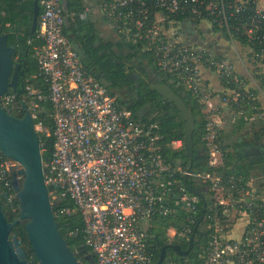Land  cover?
I'll list each match as a JSON object with an SVG mask.
<instances>
[{"label": "built area", "instance_id": "obj_1", "mask_svg": "<svg viewBox=\"0 0 264 264\" xmlns=\"http://www.w3.org/2000/svg\"><path fill=\"white\" fill-rule=\"evenodd\" d=\"M97 2L120 40L150 55L171 82L210 109L205 135L209 165L223 167L227 151L220 116L203 72H214L220 79L223 91L218 99L223 109L233 112V123L243 116H258L261 110L255 89L264 95V0ZM39 5L37 38L43 45L35 49L34 56L47 92L29 87L19 101L16 93L9 91L0 97V103L11 114H24L21 102H25L39 136H50L46 119L53 121L54 145L49 150L51 157L44 162L45 182L56 188L50 192L52 204L59 198L74 204L54 215L80 214L83 227L70 235L82 234L94 264H151L155 248L150 243V229L154 222L186 215L183 229L177 232L171 228V232L178 242L189 240L198 222L201 198L176 179L188 172L166 158L158 126L136 122L132 111L119 106L117 97L86 71L65 34L63 0H39ZM89 11L86 8L81 18ZM180 19L206 22L212 32L229 42L236 60L255 74V89L238 74L235 60L216 55L213 48L187 43L175 27ZM43 103L52 106L46 115ZM45 144L41 143L42 149ZM168 147L182 149L184 142L174 141ZM20 168L0 152V193L8 194L4 202L10 205L18 201L13 172ZM190 176L206 184L213 194L211 218L217 222L216 234L205 264H264V197L236 174ZM18 179L22 183L24 177ZM241 217L247 218V223L239 236H228L229 223Z\"/></svg>", "mask_w": 264, "mask_h": 264}, {"label": "trees", "instance_id": "obj_2", "mask_svg": "<svg viewBox=\"0 0 264 264\" xmlns=\"http://www.w3.org/2000/svg\"><path fill=\"white\" fill-rule=\"evenodd\" d=\"M66 1L67 9H64L66 15L65 34L79 52L86 71L100 81L112 96L117 97L119 106L126 107L132 111L136 122L158 126L159 142L165 145L164 154L169 161L181 164L185 170H188L190 166L191 161L186 154L185 147L178 150L168 147L174 141L182 140L184 142V123L180 112L174 104L163 101L157 91L150 89L147 81L151 83H166L171 86L183 98L189 110L195 116L193 174L208 172L220 173L222 175L236 174L242 176L245 183L250 181V172L257 162L251 161V158L246 155L245 150L236 154V163L232 164L234 156L229 151L230 148L224 145L227 151L224 166L214 168L209 165V154L205 141L207 117L203 113V107L192 97L188 90L171 82L170 78L165 76L154 64L152 57L141 52L135 46H131L123 40H119L115 44L103 43L90 19L88 17L82 19L80 16L85 11L82 0ZM34 2L35 0H0V34H7L9 36V45L16 50L14 61L21 64V69L24 72V75L21 76L23 84L22 86L19 85L18 90L15 92L19 101L22 100L29 87L42 90L45 93L47 92L46 84L40 76L39 65L34 56L35 49L43 45V42L37 38V31L35 33L31 32ZM43 107L45 115L52 110L50 103H43ZM251 116L240 117L234 123L236 130L242 129L248 121L253 120ZM46 125L50 136L41 135L40 141L41 143H48L52 149L54 145V138L52 136L54 123L51 118L47 117ZM261 135H264V130ZM261 135L257 137V140L260 139ZM261 147L264 148L263 146ZM51 155L52 151L44 152L46 159H49ZM245 160L250 161L246 164L239 163L245 162ZM258 162L261 163L263 161L260 160ZM176 179L184 186L185 175H177ZM188 183L205 193L207 199L206 216L199 226L194 239L193 249L190 253L180 256L169 247L163 264H205L211 239L216 234L217 222L215 218H211V214L213 215L212 206L214 205L213 194L205 190L206 184L196 182L194 177L190 176ZM18 207V201L15 205H10L7 202L3 203V211L8 221L13 222L18 218ZM64 207H74V204L68 198H59L53 201V211L55 213ZM216 208L219 207H215L214 209ZM202 210L203 204L201 202L199 217ZM217 218H220L221 221L224 220L221 215ZM56 220L63 237L79 256V259L85 264H91L86 256L92 255V253L85 246L82 234L75 237L70 235L72 231L82 229L83 227L80 214L75 213L71 216H61L57 217ZM185 224L186 215L184 214L161 218L154 222L153 228L150 229V243L155 248L151 264H157L164 246L179 244L183 250L189 248L190 239L178 242L176 238H172L173 240H171V237L168 235L169 229L173 228L177 232H180ZM13 234L18 236L21 244L27 250L31 264H39L28 242L25 224L19 223L13 230ZM84 250V254L81 255Z\"/></svg>", "mask_w": 264, "mask_h": 264}, {"label": "water", "instance_id": "obj_3", "mask_svg": "<svg viewBox=\"0 0 264 264\" xmlns=\"http://www.w3.org/2000/svg\"><path fill=\"white\" fill-rule=\"evenodd\" d=\"M40 13L39 0H35L32 33L37 31ZM15 52V48L9 45V36L0 34V97L10 90L16 92L21 84L20 78L24 72L21 64L14 61ZM147 83L151 90L158 92L163 101L174 104L181 114L185 129L184 147L191 161L187 170L188 174L185 176L184 187L188 192L199 196L203 204V210L189 240V248L183 250L179 244L164 246L157 262V264H163L169 247L180 256L188 255L193 249L196 233L206 216L207 199L204 192L188 183L189 175L193 171L195 152L194 114L183 98L168 84L149 81ZM21 104L24 115L16 117L0 103V152L21 166L18 171L13 172V187L19 201V216L13 222L7 220L3 211V202L8 199V194L0 193V264H31L27 250L18 236L13 234V230L19 223L25 224L28 242L39 264H85L69 246L60 231L50 198V192H54L56 188L48 186L45 182L44 162L47 159L41 148L40 136L35 131V121L26 103L22 101ZM245 153L250 158L264 156V150L261 147H250ZM19 176L24 177L22 183L18 179ZM84 252L85 250L81 255ZM86 258L91 264L95 263L92 255H87Z\"/></svg>", "mask_w": 264, "mask_h": 264}, {"label": "rangeland", "instance_id": "obj_4", "mask_svg": "<svg viewBox=\"0 0 264 264\" xmlns=\"http://www.w3.org/2000/svg\"><path fill=\"white\" fill-rule=\"evenodd\" d=\"M190 30L191 29L188 30V33H190ZM199 33L200 34H198V36L202 37L201 36L202 32H199ZM212 33L213 34H210V37L209 36L205 38L202 37L203 40L200 38V40L196 39V40L191 41V43H197L205 47L213 48L214 52L216 54H219L217 49L221 50L223 48H226V44H225V41L217 40V36L214 35L217 32H212ZM214 44H217V45H214ZM219 45L221 47H218ZM232 48L227 47V49H229L230 52L226 54L227 55L226 57L235 60L237 64V69L242 68V71L244 72L243 79L250 83L248 85L249 88L255 89L254 83H253V81H257L255 74L252 72V70H250V68L246 64H244L243 62L239 60H236V57L231 53ZM255 91L257 92L256 97L258 99V103L260 104V107L258 109H260L261 111L260 113H258V116H256L255 119L248 121L242 129L236 130V127L232 120L233 112L230 110L223 109L221 107V103L218 98L215 100L214 110H216L218 112V115L220 116V129L222 133V142L225 146H228L230 148V150L229 149L228 150L234 156V160L231 162L232 164L236 163L235 162L237 160L236 154H239L241 151H243L246 145L256 144V145H261L264 147V135H261L264 130V95L259 90L255 89ZM209 110L210 109H208V107H205L203 108V113L206 116H208ZM258 133L261 136H260V139L257 140V137L259 136L257 135ZM42 150L43 152L49 151L50 145L45 144ZM260 160L263 162L259 163L258 161ZM248 161L250 160H245V162H239V163L246 164ZM251 161H254L257 163L254 165L253 170L250 172V182H251L250 186L256 191L264 192V159H261L260 157H254V158H251ZM200 184H203V183H200ZM206 187H205V190H208ZM168 235L171 237V240H173L172 239L174 238L172 237L173 233L168 232Z\"/></svg>", "mask_w": 264, "mask_h": 264}, {"label": "crops", "instance_id": "obj_5", "mask_svg": "<svg viewBox=\"0 0 264 264\" xmlns=\"http://www.w3.org/2000/svg\"><path fill=\"white\" fill-rule=\"evenodd\" d=\"M82 3L84 5V8H89L90 11L87 15V17L90 19V22L94 25V28L96 29V32L100 38V40L107 44V43H111V44H115L120 40V37L118 35V33L116 32V30L105 20L99 6H98V2L97 0H82ZM63 5L64 8L67 9V1L63 0ZM177 28V30L182 34L184 40L187 43L193 44L191 43V41L193 40H200V38L203 40L202 37H210V34L212 33V30L210 29V26L208 23L206 22H194V21H190V20H180L179 23L176 24L175 26ZM190 30V33H188V30ZM201 33V36H198V34ZM215 36H217V40H221V41H225L226 44V48L223 49H217L219 54H216L218 56H227L226 54L228 52H230L229 49H227V47H231L232 45L227 42L224 38H221V36H218V34H214ZM197 44V43H196ZM217 45V44H214ZM218 47H221L220 45ZM222 51V52H221ZM234 55V50L232 48V52ZM236 58H238L237 56H235ZM248 69V68H247ZM238 74L240 76L243 77L244 72L242 71V68L238 69ZM203 76L206 79L207 83L210 85L214 96L217 98H219L221 92L223 91V86L221 84L220 79L214 74V72L211 71H204L203 72ZM248 146V145H246ZM246 146L244 147V150L246 151ZM251 147H255V145H249L247 148ZM257 147H261V146H257ZM251 182L249 181L248 184H250ZM259 194H261V196L264 197V192L262 193L261 191H258ZM247 223V218L245 217H241V218H237L235 219L233 222L229 223V230H228V236L231 237H237L239 236V234L242 231V228L246 225ZM170 233H173V231L171 232L170 229Z\"/></svg>", "mask_w": 264, "mask_h": 264}, {"label": "flooded vegetation", "instance_id": "obj_6", "mask_svg": "<svg viewBox=\"0 0 264 264\" xmlns=\"http://www.w3.org/2000/svg\"><path fill=\"white\" fill-rule=\"evenodd\" d=\"M135 78H136V76H135ZM20 81H21V84H20V86H22V84H23V80L20 78ZM10 91H13V90H10ZM13 115L14 116H16V117H22L24 114L22 113V112H14L13 113ZM249 146V145H248ZM248 146H246V150L248 149L247 147ZM251 147V146H250ZM255 147H257V146H255ZM262 148V147H261ZM264 150V149H263ZM261 159H264V156L263 157H260ZM4 203V202H3Z\"/></svg>", "mask_w": 264, "mask_h": 264}]
</instances>
